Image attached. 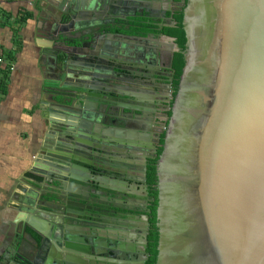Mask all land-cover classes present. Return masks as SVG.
<instances>
[{"label":"water","instance_id":"1","mask_svg":"<svg viewBox=\"0 0 264 264\" xmlns=\"http://www.w3.org/2000/svg\"><path fill=\"white\" fill-rule=\"evenodd\" d=\"M176 4L180 11L185 0H164L163 18L165 11L172 17ZM153 5L62 0L46 14L52 24L39 43L52 56L57 87L49 95L47 128L63 139L59 151L46 152L64 166L56 175L57 195L46 203L61 211L47 234L23 215L33 213L38 195L15 194L14 207L23 212L17 217L41 240L17 239L0 264H117L115 258L132 264L140 254L147 257L145 242H116L114 218L135 212L132 195L138 203L147 198L150 157L144 154L156 158L153 142L159 141L151 118L152 68L164 51L171 71L179 49L164 34L128 35L114 27L120 19L114 15L148 18ZM183 14L185 65L175 98L172 78L168 82L164 103L173 105L156 163V264H264V0H187ZM174 25L152 23L159 31ZM136 47L142 50L132 52ZM125 55L136 59L133 65ZM87 188L94 199L86 197Z\"/></svg>","mask_w":264,"mask_h":264},{"label":"crops","instance_id":"2","mask_svg":"<svg viewBox=\"0 0 264 264\" xmlns=\"http://www.w3.org/2000/svg\"><path fill=\"white\" fill-rule=\"evenodd\" d=\"M151 2L155 9L149 12L155 10L157 16L141 17L144 23H170L171 19H165L172 18L167 11L163 18L164 0ZM54 3L60 5L62 0H0V256L6 254L17 239L34 237L36 242L41 240V233L26 222L25 217H17L23 212L14 207L18 203L13 196L21 195V189L38 195L33 213L24 212L23 215L33 218L36 226L47 234L61 211L60 206L46 203L47 199L57 195L56 175L63 167L59 162L61 158L49 155L46 150L59 151L63 139L60 132L47 128L51 107L49 95L57 87L52 84L55 73L52 56L42 53L39 43L46 40L44 34L52 24L46 14L57 9ZM25 15L28 18L19 24ZM160 41L167 43L163 38ZM138 48L132 52L142 50ZM130 49L124 53L128 55ZM119 55L123 56L120 52ZM127 55V61L131 60L129 65H133L136 59ZM167 60L164 51L155 60L154 71L162 72L156 76L159 78L155 80L156 92L166 83L163 77L168 71ZM112 63L109 62L111 66Z\"/></svg>","mask_w":264,"mask_h":264},{"label":"flooded vegetation","instance_id":"3","mask_svg":"<svg viewBox=\"0 0 264 264\" xmlns=\"http://www.w3.org/2000/svg\"><path fill=\"white\" fill-rule=\"evenodd\" d=\"M176 3H178V1ZM179 7L180 6L178 4L171 6V10H173V14L175 12H178V8ZM129 12H130V9L126 13H129ZM129 14H131V12ZM128 15L118 14V13L115 14L114 18L118 17L120 19H117L116 22H114V27L115 28H117V27L124 28L127 31H129L128 35H132V33H130V31L134 32V30L130 29L129 26L131 27L134 24L131 23V19H135L136 17H139V14H136L135 17H133V18L132 17L124 18L125 16H128ZM148 16L156 17L157 14H155V10H154V11H150L148 13ZM165 19H171V22L168 23L169 25L173 22L172 18H165ZM167 21H169V20H167ZM157 24H160V23H157ZM162 24L167 25L166 22H162ZM124 33L127 34L126 32H124ZM160 35H162V34H159L157 36H160ZM117 65H119V64H117ZM115 66H116V64L114 63V67ZM154 67H156V66H154ZM152 70L154 71L155 69L152 68ZM161 74H162V72L154 71V75L155 76H159ZM164 76L166 77V79H165L166 83L163 84V86L159 87V91L156 92V90H157L156 84H155L156 87L155 86L151 87L153 89V91H154V94H156L154 106L152 108L155 111L153 113L154 117H151V118H153L152 126L154 125L153 126V130H154L156 136L159 138V140H160V136L162 134L165 135V131L167 129V124H168V118L166 119L165 115H168L169 111L171 112V106L173 105L172 103H164V100H167L169 98L168 85L170 83H168V82H169L170 78H172V72L168 70L167 72H164ZM154 78L157 79L158 77H154ZM148 86H150V85H148ZM163 123L164 124L166 123V126H163ZM153 145L155 146V148L157 150L158 147H159V141L157 142V140H154ZM144 155L150 157L149 159L146 160L145 178H146V184H147V166H148V162L150 160L155 159V158H152V154L150 152L145 153ZM122 168H126V167H122ZM135 168L138 171L135 174V176H136L137 180H139V174H140L139 172H141V170H140L141 169V165L139 164V162L136 164ZM115 176L116 175L114 174V177ZM116 177L118 179H121V180L125 179V177H123L121 175L119 176V174ZM129 183L130 184H128V183L126 184L128 187L134 186L133 182H129ZM137 185L140 187L141 183H139ZM127 186H126V190H128ZM156 189H157V183H156ZM86 194H87L86 197L93 198L92 193H91V191L89 189L87 190ZM124 195L126 196V194H124ZM130 201H132V204L130 206L133 207L132 210H135V212H126V214L129 217H127L125 220H118V219L114 218V232H115V236L117 237V241L116 242H119L118 238H120V237H122L123 240H125V241L127 240L128 242H130L132 240H135V244L137 243V245H139V246L143 245V243L145 242V244H144L145 245V253H146L147 257L146 256H142V254H140V258L138 260L134 261V263H132V264H140L139 263L140 260H141V263L144 260V264H146L147 261H148V258H149V254L147 252V244H148V233H149V229H150L149 228L150 204L152 202V198L150 197V194H149L148 184H147V198H145V199H144V197H143V199L139 198V203H138L136 201L135 195H133V198ZM128 202L129 201H126V199H124L123 204H122L124 208L127 206ZM145 203L147 204V207H143V204H145ZM127 207H129V206H127ZM140 210H143V212H145V215H142L141 213H138ZM136 216L139 217V220H136ZM145 216L147 217V225H144V222H145V220H144L145 218L144 217ZM144 231H145V234H146L145 238H144V233H143ZM139 248L142 249V246L139 247ZM114 261H118L117 264H131L130 260L125 259V258H115Z\"/></svg>","mask_w":264,"mask_h":264},{"label":"trees","instance_id":"4","mask_svg":"<svg viewBox=\"0 0 264 264\" xmlns=\"http://www.w3.org/2000/svg\"><path fill=\"white\" fill-rule=\"evenodd\" d=\"M176 2L180 0H175ZM187 0H185V6H186ZM184 7L178 12H175L172 15V20L175 22V25L173 27H164L160 31L156 30L152 23L149 25L144 23V19L141 17H136L135 19H131V23L134 24V31H130V33H137L142 35H147L151 33L154 36H157L159 34H164L166 36L172 37L175 39V43L178 47V52H175L173 55V62H172V91H171V97L175 98L177 94L178 84H179V78L182 74V69L185 65V52H186V36L184 31V25H183V11ZM170 14V13H169ZM27 15L24 17H21L19 24L23 23L27 19ZM18 31V28H16L15 32ZM114 32H116L114 30ZM129 32V31H128ZM10 56V55H8ZM7 56V60L9 57ZM9 61H11L9 59ZM3 71L6 72V68L3 69ZM3 72V74H5ZM171 115V112H168V116ZM164 142V134L160 136L159 140V147L157 149V155L159 156L162 152ZM158 156L150 160L148 162L147 166V184L149 188V194L152 198V202L150 204V214H149V233H148V244H147V252L149 254V258L146 264H156V256H157V242H158V229L156 227L157 219H156V207H157V189H156V183H157V177H156V163L158 160Z\"/></svg>","mask_w":264,"mask_h":264}]
</instances>
